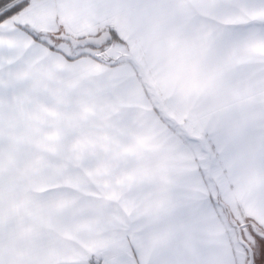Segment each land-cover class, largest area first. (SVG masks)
Returning <instances> with one entry per match:
<instances>
[{
    "label": "snow or ice",
    "instance_id": "6c2138e0",
    "mask_svg": "<svg viewBox=\"0 0 264 264\" xmlns=\"http://www.w3.org/2000/svg\"><path fill=\"white\" fill-rule=\"evenodd\" d=\"M0 264H264V0H0Z\"/></svg>",
    "mask_w": 264,
    "mask_h": 264
}]
</instances>
